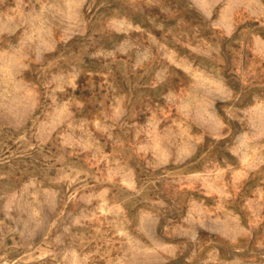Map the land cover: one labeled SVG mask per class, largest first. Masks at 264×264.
Instances as JSON below:
<instances>
[{
  "label": "rangeland",
  "instance_id": "1",
  "mask_svg": "<svg viewBox=\"0 0 264 264\" xmlns=\"http://www.w3.org/2000/svg\"><path fill=\"white\" fill-rule=\"evenodd\" d=\"M0 264H264V0H0Z\"/></svg>",
  "mask_w": 264,
  "mask_h": 264
}]
</instances>
